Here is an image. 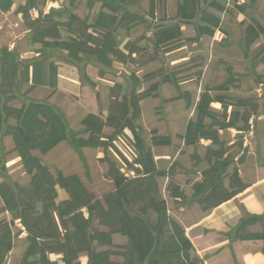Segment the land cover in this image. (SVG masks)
Listing matches in <instances>:
<instances>
[{"label":"trees","instance_id":"16d2710c","mask_svg":"<svg viewBox=\"0 0 264 264\" xmlns=\"http://www.w3.org/2000/svg\"><path fill=\"white\" fill-rule=\"evenodd\" d=\"M49 1L59 3L61 0ZM128 1L79 0L89 13L82 21L77 16V0H62L60 8L53 7L49 14H41L37 19L31 16V11L38 7L36 0H26L18 11L28 26L26 38L31 57L23 58L17 47L13 51L0 48V200L3 204L0 214L8 213V219L0 222V264L14 260L18 256L14 254L17 247H21V264H58L50 259L52 254L61 256L63 264H81L82 257L88 258L87 264H117L112 260L114 255L123 257L121 264H204L205 259L195 255V247L185 230L169 217L157 178H170L166 188L170 197L184 203L190 199L204 212L230 201L245 189L238 168L245 153L238 161L237 155L228 157L227 143L220 131L232 129L249 133L252 117L264 112L258 111V99L212 95V91H230V85L235 83L233 68L221 63V68L230 73L229 79L207 89L195 104L193 95L183 93L179 81L171 76L145 89L146 81L138 75L134 56L151 48L153 55L148 63L160 60L161 54L166 56L167 51L177 49L185 37L182 27L191 24L195 27V42L204 40L210 44L220 32L225 39L215 42L229 47L234 33L223 23H233L243 26L239 44L252 64L250 71L257 76V84L264 86V51L255 55V50L264 42V23L248 13V7L256 0H249L250 5L241 4L243 0H178V23L155 28L152 22L156 0H152V18L134 13ZM160 1L165 5L166 0ZM232 3L239 14L251 17L247 24L231 13ZM13 6L14 0H0V12L8 13ZM89 16H93V24H88ZM136 23L155 30L152 37H143L148 47H138L128 41ZM61 64L78 70L81 82L97 95L99 108H108L105 119L88 114L80 128L72 130L59 108L47 100L28 97L37 88H49L52 94L57 92ZM121 67L126 73L116 74L114 71ZM89 68L97 70V79L88 76ZM98 81L106 82L103 94ZM166 84L176 88L178 96L173 101L184 100L187 110L194 109L185 135L181 137L185 146L198 149L201 140L211 142L205 157H198L195 163L202 182L196 183L192 191H182L176 185L175 163L169 171L159 170L156 165L152 147L170 146L172 139L158 137L156 132L146 139L142 125L137 124L142 101L160 99L161 86ZM26 85L29 89L24 94L25 100L22 107L17 108L14 104L20 101L19 93ZM172 100L162 102L167 104ZM259 101L264 102V93ZM213 103L224 108L222 120L213 112ZM229 108L232 112L227 120ZM240 123L243 125L239 126ZM109 128L113 131L107 134ZM126 130L134 137L137 159L133 163L115 146L120 138H126ZM6 138L13 144L11 150L6 146ZM62 143L80 156L87 177L90 170L84 150L101 149L104 157L100 162L107 165L106 176L114 183L115 191L98 195L77 175L66 176L59 171L55 177L37 153L47 157ZM13 154L21 159L29 181H14L10 175L7 162ZM131 172L137 177L129 178L126 173ZM58 188L65 191L68 199L58 202ZM136 201H139V209L134 208ZM16 221L21 222L24 231L14 233ZM259 224L262 232H253L251 228ZM23 232L27 236L21 238ZM227 236L231 242L264 243V215H246ZM115 239H126L127 244L114 245ZM104 247L119 251H98Z\"/></svg>","mask_w":264,"mask_h":264},{"label":"rangeland","instance_id":"374dc122","mask_svg":"<svg viewBox=\"0 0 264 264\" xmlns=\"http://www.w3.org/2000/svg\"><path fill=\"white\" fill-rule=\"evenodd\" d=\"M77 16L80 18V20H85L87 18V15L89 14L86 6L83 2H79L77 0ZM128 2L132 3L131 10L140 15V16H147L152 18V0H129ZM247 3V5H250L249 0H243L241 1V4ZM36 3L38 5L37 9L31 11V16L33 19H37L41 17V14H49L50 10L55 8H60L62 0L59 3H51L49 0H36ZM26 4V0H14V6L13 8L8 12H0V48L7 47L11 51H13L16 47L18 48L21 56L23 58H29L31 55L28 53V46H27V34H28V26L21 14L18 13L19 9ZM155 5V11H154V19H153V27H161V26H168L171 24H177L178 19V0H166L165 5L160 1L156 0ZM231 13L236 17L239 18L240 21H243L244 24H247L248 21L251 19L249 16L250 14L257 19L258 21H262L264 23V0H256V3L252 6L248 7V13L249 15H242L239 14L237 9L233 7V3L230 6ZM88 24H93V16H89ZM229 20H232V17H229ZM134 30L132 31L131 37L128 41L131 43H134L138 47H148V42L143 39V37L146 35L147 37H152L154 33L153 30H149L148 27L144 24H135ZM223 26L234 33V40L231 43V46L229 47H222L220 46L216 41H221L225 39L224 34L217 32L213 38V42L204 43V40L195 42L196 40V34H195V27L193 24L184 26L182 29L185 31V37L183 40H181L179 43V46H177V49L167 51L166 56L160 55V60L148 63L149 58L153 55V50L151 48L148 49V51L141 52L137 55H135V68L138 70V75L145 79V89H149L152 85L160 81V79L164 77H174L179 81L180 84L184 83L185 79H193V84L189 86L190 90L192 91L193 95V102L196 104L201 95L207 90V89H213L217 86L222 85L225 83L230 76V73L227 72V70H223L221 68V63H224L227 67L233 68V72L235 74V83L233 85H230V91L227 92H213L212 95L214 97L216 96H222L226 95L232 99H260V97L263 95L264 86L257 84V76L253 74L250 69L252 67V64L250 65L249 60L246 59V53L242 49L241 45L239 44V41L242 39V30L243 26H238L233 23L224 22ZM194 41V42H193ZM176 48V47H175ZM167 50V49H166ZM264 51V42H262L258 48L255 50V55L263 53ZM165 59V60H164ZM164 62V63H163ZM180 63V64H177ZM143 64V65H142ZM60 67V65H59ZM122 68V67H121ZM90 69V73H88L89 77L92 79H97V70L96 69ZM74 74L76 75V79L78 80V83L80 84L79 93L82 89V95L77 97L76 95L72 94L73 92L70 91L72 88L67 87L65 90L67 94L58 96L57 98H52L54 94L50 92V90H34L31 92L28 97L32 100H47L52 105L59 108V110L62 112V114L67 119L70 127L72 126V130H78L80 128V121L84 119V116H87L89 112H91L93 109L91 108L93 105L98 106V114L102 116L103 119L107 117V109L106 107H103L105 109L104 115H101L103 110L99 108V103L97 100V95L90 89V87L86 84H83L80 80L79 72L75 68ZM116 74L126 73L123 68L114 71ZM126 75V74H125ZM99 85V91L103 94V89L105 87V83L98 81ZM161 86V98H155L150 99V101L144 102V106L146 113L145 117L147 120H151V116L153 113H156L159 120L158 122L163 123V119L166 120L164 122V127L169 128L172 119L177 117L178 120L181 119L182 112H184L186 108V103L184 100H178L173 101L172 99L177 97V91L176 88L173 87L170 84H166ZM163 87V88H162ZM29 89V86H25L22 91L19 93L20 101L16 102L14 105L17 108L22 107V103L25 99H23L24 94ZM86 89V90H85ZM87 92V94H86ZM91 92V93H90ZM188 93V92H184ZM52 94V95H51ZM85 94V95H84ZM70 96V97H68ZM27 99V98H26ZM172 100V102H168L167 104H164L162 100ZM257 101V104L259 106L258 111H260L262 114L264 112V102ZM183 103H185V106L183 107ZM213 112L216 116H218L221 120L224 118L225 110L221 106H211ZM219 109V110H218ZM250 109V108H249ZM102 111V112H101ZM190 114V113H189ZM227 120L230 119L231 115V108L228 109L226 113ZM192 118V116L190 117ZM263 118V117H262ZM257 116H253L250 124L255 125V121H259V119H262ZM185 119V118H184ZM263 120V119H262ZM162 121V122H161ZM186 121V120H185ZM144 122L147 123L144 119ZM143 119L141 124V117L138 119L137 124L141 127V125H144ZM166 124H168L166 126ZM243 123H240L239 126H242ZM112 129H107V134H109ZM253 131L251 126V131L248 132H240L237 130H227V131H220L221 138L226 141L227 148L229 150V153L233 155L240 154H246L249 152H254L256 149L255 141H253V138H257L255 135L251 136V132ZM125 137L120 138L116 143L115 146L117 147V150L130 162L133 163L137 159V153L134 149V143H133V135L129 130H126ZM259 132L256 133L258 135ZM204 143V142H203ZM133 144V145H132ZM205 144H201L198 146L199 150L196 148L197 151H200L202 155L204 156L206 154V147L203 146ZM6 146L8 150H11L13 148V144L9 141V139L6 138ZM130 148V149H129ZM242 148V149H241ZM246 148V149H245ZM259 148V146H258ZM184 149V151H183ZM132 150V151H131ZM183 155V158H188L187 154L189 153V148H182L181 149ZM89 156L87 158L85 152L86 161L88 162V167L90 170V176H86V167L85 163L82 162L80 156H76L67 145H64L62 148H58L54 150L50 155L47 157H43L41 154L37 153V155L43 160L44 165L50 168L51 172L54 174L55 177H57V172L61 171L66 176L71 175H77L81 178L85 186L92 191L95 194L103 195L106 192H110V190L114 189V184L107 179V165L101 163V162H93V156L91 155V152H86ZM96 153V152H95ZM96 155V154H95ZM65 158V159H64ZM237 158V157H236ZM89 159V160H88ZM120 159V157H119ZM178 159H181L178 158ZM239 158L236 159V161ZM7 163V168L9 172H12V178L14 181H29V176L23 175V170H19V164L17 162H20V160L17 158L16 154H13L9 157ZM21 163V162H20ZM193 164V163H192ZM195 164V163H194ZM193 164V165H194ZM191 165V164H188ZM11 167V169H9ZM197 168V167H194ZM162 169H164V166H162ZM197 170H199L197 168ZM126 175L130 178L137 177L134 173H126ZM165 189L167 188L168 184L165 183ZM59 192V198L58 202L64 201L68 198V195L60 188H58ZM162 198L167 202V199H169V195L164 192H160ZM137 202V201H136ZM139 202V201H138ZM134 207L135 209H139V205ZM173 202L169 200L168 207V214L170 216V209L173 207ZM3 204L0 200V209L2 208ZM170 207V209H169ZM135 213L134 211H132ZM7 214L0 215V222L3 220H6ZM174 218V217H173ZM18 228H14V233H17L19 230H23L24 228L21 226V224L17 223ZM104 231H108L104 229ZM27 236L26 232H23L21 235V238H24ZM127 241L126 239L123 240H116L114 242V245L122 246L126 245ZM104 250H113V251H119L118 249H111L108 247L99 248L98 251H104ZM21 247H17L14 251V254H18V256L13 260L9 259L7 261V264H21L22 260V254ZM50 259L55 261L57 260L58 264H63L61 261V257H57L55 255L50 256ZM112 260L117 263L121 264L124 259L123 257L119 256H112ZM81 264H87L88 259L86 257L80 259Z\"/></svg>","mask_w":264,"mask_h":264},{"label":"crops","instance_id":"0c3cea01","mask_svg":"<svg viewBox=\"0 0 264 264\" xmlns=\"http://www.w3.org/2000/svg\"><path fill=\"white\" fill-rule=\"evenodd\" d=\"M177 64L180 63L177 62ZM74 70L75 68L68 65H60L58 90L52 98H57L58 96L67 94L65 90L67 87L72 88L70 91H72V94L76 95L77 97L82 95V89L79 93L80 84L75 77L76 75L74 74ZM193 81L194 80L192 78L185 79L184 83H182L180 86L181 91L183 93L188 92L192 94L189 86L193 84ZM165 87H167V85H165ZM37 90H50L52 93V90L49 88H38ZM150 99L155 98L146 99L141 103V124L142 119L143 122L144 119L147 122H144V125H142L145 138L148 139L149 137H153V133L156 132L158 137H170L172 139V144L170 146L158 145L152 147L156 165L159 170L169 171L170 167L175 163L174 165L176 168L173 179L176 185L181 187L182 191H192V188L196 183L202 182V174L199 170H197V168H194V163H196L198 157L204 158L205 155L203 156L200 151H197L196 153L195 147H189L190 154H187L188 158L184 159L183 155L185 154L182 153L181 149L187 147L185 146L181 137L185 135L187 126L191 119L190 117L193 116L194 109L187 110L185 108V111L182 112L181 119L178 120L177 117L173 118L170 127L167 128L164 127V122H166L165 119L162 120L163 123L158 122L159 118L156 115L157 112L152 114L151 120L146 119V106H144V102L150 101ZM212 105H219L222 107V105L219 103H213ZM182 106L184 107L185 103H183ZM91 108L93 110L91 112L88 111L89 114L99 115V112L97 111L98 106L93 105ZM85 117L86 116H84V118ZM259 117H263V120L259 119V121H255L256 126L252 125L253 131L251 132V136L255 135L257 137L256 139L253 138V141H255L257 146L256 149L254 152L248 151L247 155L239 153L237 156V158H241L244 155L243 162L242 164L238 165V168L239 177L242 183L245 185V189L239 192L230 201L207 212H204L203 208L199 204L192 203L190 199H188L186 203L180 202L181 200H177L178 198L175 199L170 196L169 199H167L168 205L169 200L173 202L172 209L169 207L170 216H172L171 219L176 221L185 230L187 237L195 247V255L200 259H205L204 264H264L263 241L231 242L227 236V234L230 233L232 229L237 227L241 219L246 215H264V114ZM81 122L82 120L79 124H81ZM167 125L168 124H166V126ZM70 128L72 129V126ZM257 132H259L258 135H256ZM147 142H149V140H147ZM201 144H205L203 146L207 148L211 142L201 140ZM64 145H67L69 150L76 154V156L78 155L66 143H62L57 148L53 149L51 153L60 147L62 148ZM197 150H199V148ZM84 152L87 158L89 156L86 152H91V155L93 156V162H100V160L104 157L101 149H85ZM181 153L183 155H181ZM230 155L233 154L229 153L227 156L229 157ZM180 157L181 159H178ZM18 159L21 162V159ZM20 162H17V164H19L18 168L19 170H23L24 176H27ZM162 166H164V169H162ZM9 169H11V167ZM9 173L12 175L11 171ZM169 181L170 178L168 177L157 178L160 192H163L164 190L166 193V189L164 187L166 182L169 184ZM112 184L114 183L112 182ZM113 191H115V188L110 190V192H106L105 194L111 193ZM3 214H7L6 219H8V213H1L0 215ZM86 216L88 215L86 214ZM17 223L21 224L20 221H16V227ZM251 230L253 232H262L263 227L261 224H259L251 228ZM54 262H57V260Z\"/></svg>","mask_w":264,"mask_h":264},{"label":"built area","instance_id":"2783aa9c","mask_svg":"<svg viewBox=\"0 0 264 264\" xmlns=\"http://www.w3.org/2000/svg\"><path fill=\"white\" fill-rule=\"evenodd\" d=\"M130 149V148H129ZM132 151V150H131Z\"/></svg>","mask_w":264,"mask_h":264}]
</instances>
